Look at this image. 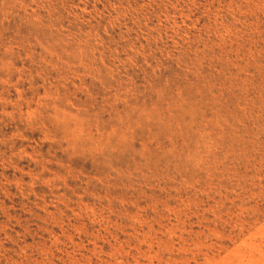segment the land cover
<instances>
[{"label":"rangeland","instance_id":"374dc122","mask_svg":"<svg viewBox=\"0 0 264 264\" xmlns=\"http://www.w3.org/2000/svg\"><path fill=\"white\" fill-rule=\"evenodd\" d=\"M0 264H264V0H0Z\"/></svg>","mask_w":264,"mask_h":264}]
</instances>
